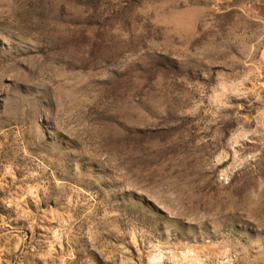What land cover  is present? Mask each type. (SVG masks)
Listing matches in <instances>:
<instances>
[{
    "label": "rangeland",
    "instance_id": "rangeland-1",
    "mask_svg": "<svg viewBox=\"0 0 264 264\" xmlns=\"http://www.w3.org/2000/svg\"><path fill=\"white\" fill-rule=\"evenodd\" d=\"M0 264H264V0H0Z\"/></svg>",
    "mask_w": 264,
    "mask_h": 264
}]
</instances>
